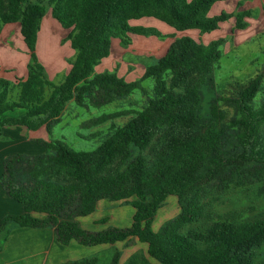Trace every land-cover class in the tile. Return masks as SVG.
Listing matches in <instances>:
<instances>
[{
    "label": "trees",
    "instance_id": "obj_1",
    "mask_svg": "<svg viewBox=\"0 0 264 264\" xmlns=\"http://www.w3.org/2000/svg\"><path fill=\"white\" fill-rule=\"evenodd\" d=\"M220 1L0 0V34L6 25L19 24L30 57L27 78L17 87L0 78V140L8 126L50 132L70 102L102 108L136 91L145 99L139 110L92 121L102 124L123 114L134 115L124 126L101 131L106 139L94 151L76 152L63 141L34 139L43 153L5 158L2 187L24 213L0 220V251L15 228L54 229L62 246H109L113 252L108 264H121L118 243L147 245V256L135 254L127 264H264L257 255L264 245V212L247 220L231 216L201 230L182 232L204 216L210 189L225 192L264 177V102L254 106L263 76L240 86L233 97L214 96L207 109L208 94L216 95L215 70L225 41L204 44L176 35L192 30L208 34L233 17V32L246 29L249 12L209 16ZM48 14L70 30L68 40L75 51L60 84L48 78L37 56L38 35ZM142 19L157 20L176 32L163 35L155 27L131 25ZM131 34L173 41L141 80L128 82L115 73H96V67L110 57L113 42L127 48ZM149 79L153 85L147 88L144 82ZM15 88L17 99L12 100ZM220 102L232 105L236 117L226 121ZM16 110L23 114L7 116ZM148 150L151 158L144 155ZM259 194L264 196V186ZM172 196L180 212L155 232L157 213ZM104 200L130 204L132 226L83 229L78 220L94 214ZM106 223L103 219L98 224ZM99 263V255H94L62 264Z\"/></svg>",
    "mask_w": 264,
    "mask_h": 264
},
{
    "label": "rangeland",
    "instance_id": "obj_2",
    "mask_svg": "<svg viewBox=\"0 0 264 264\" xmlns=\"http://www.w3.org/2000/svg\"><path fill=\"white\" fill-rule=\"evenodd\" d=\"M210 11L212 17L222 12L228 13L227 9L221 12L217 6H213ZM253 15L256 18L258 15L257 11ZM42 22L38 35L37 56L40 63L44 66L48 78L54 84H60L64 80L65 75L70 71V63L75 56V51L68 40L70 30L63 29L56 20L51 16L48 17V15ZM131 25L144 27L157 26L156 29L163 35H172L167 25L159 27L151 19L131 22ZM231 25L234 24H230L228 21L225 25L220 26L217 31L208 34H201L199 31H191L187 34L205 44L211 42L212 39H223L225 41L221 47L222 57L216 65L215 70L216 95L208 94L206 101L207 109L209 101L214 96L233 97L240 86L247 84L258 75H262L263 80L261 89L254 100V106L258 108L264 102V23L258 24L257 22L253 27L250 24L244 30H237L236 32L240 34L233 37L230 35L232 33ZM19 30L20 26L14 24L0 36L5 38L4 43H8L11 48L15 49V66L18 78L13 83L14 87H17L19 82L25 80L28 75V68L24 63L25 56L23 49L25 44ZM9 34H11V37ZM130 38L131 45L127 48H123L118 40L114 41L113 53L96 67V73L111 72L127 81L141 80L146 68L154 65L159 57L166 53V50L173 41V39L168 37L160 39L135 34H131ZM246 38H249V40ZM144 85L150 88L153 85V80H146ZM18 90V88L14 89L10 99H17ZM144 100L141 93L136 91L131 97L117 99L112 104L102 108L92 106L79 107L74 102H70L61 116V120L51 127L50 132L43 129L32 134L36 139L63 141L76 152H91L97 149L106 139V133H100L101 131H106L111 125L124 126L134 115L123 114L102 124H94L92 121L105 114L111 115L125 110H139L145 104ZM220 110L224 113L228 122L236 117L235 108L228 103L220 102ZM21 113V110H16L13 113H8L7 116L18 117ZM89 122L91 123L89 124ZM15 129V127L9 126L5 128L6 138L2 140L10 147L8 152H26L27 154L32 153L34 155L41 153L42 148L37 145L23 147L24 145L19 146L17 144L15 147H11V143L13 142L11 140H13ZM22 138L15 135V142ZM135 154H138V151ZM144 155L151 158L149 150L144 152ZM3 171V163H0V179H2ZM262 186H264V177L249 186L232 188L225 192L217 190L215 187L214 189H210L209 196L205 199L206 211L204 216L195 223L187 225L182 232L186 233L191 229L201 230L215 221L228 219L231 216L236 217L238 220H247L264 212V196L259 194V189ZM15 203V205L20 206L19 203ZM179 212L180 208L177 198L174 196L169 197L166 204L157 213L153 227L154 231L158 232L167 221L176 218ZM14 214L18 215V212L15 211ZM133 216L134 209L130 204H109V202L104 200L101 201L99 208L97 207L94 214L86 217L87 219H80V221L82 222L81 227L87 230L88 228L104 230L112 226L130 228L133 223ZM91 219H107V223L104 225H93ZM115 247L122 251L121 264H127L129 259L135 254L147 255V245L145 244L135 243L126 245V243H118ZM96 251H98L96 252V256L99 255L100 258L99 264H108L113 251L110 249L105 250L104 248H97ZM257 255L258 261L264 259V245L259 249Z\"/></svg>",
    "mask_w": 264,
    "mask_h": 264
},
{
    "label": "crops",
    "instance_id": "obj_3",
    "mask_svg": "<svg viewBox=\"0 0 264 264\" xmlns=\"http://www.w3.org/2000/svg\"><path fill=\"white\" fill-rule=\"evenodd\" d=\"M214 6H217L221 12L223 10L226 11L227 9V12L229 14H236L239 12H249L251 14V17L246 18L245 22L248 25L251 24V27H253L254 24L257 22L258 24L264 23V20H263L264 19V0H223V1L217 2ZM256 11L258 15L256 18H254L253 13ZM210 14H211V11L209 12V16L212 17ZM49 16L51 15L48 14V17ZM151 20L156 22V24H158L159 27H161L162 25H165L157 20H154V19H151ZM132 22H137V21H132ZM227 22H224V23L226 24ZM229 22L230 24L231 23L234 24L230 26L232 27L231 28L232 33L230 35L232 37L238 36L240 33H237L236 31L233 32V29L236 24L235 17L231 18ZM224 23L220 24V26L225 25ZM12 25L14 24L6 25L3 28V31L0 34V36H2L6 32V30H9L12 27ZM15 25H19V24H15ZM156 27L157 26H155V28ZM170 30H171L170 34H174L176 32L172 28H170ZM192 31H195V30H192ZM188 32H191V31L179 32V33H176V35L177 37L188 36L187 35ZM9 35L11 37V34ZM1 38L2 40H0V78H3L12 83H15V79L18 78L16 74V66H15V60H16L15 49L11 48L8 43H4L5 38L0 37V39ZM246 39L249 40V38H246ZM214 40H217V39H214ZM214 40L212 39V41ZM113 51H114V42H113L111 53H113ZM23 52L25 56L24 63L27 67L30 57H29L28 49L26 45L23 49ZM27 74H28V71H27ZM128 82H133V81L128 80ZM22 114L23 112L21 113V115ZM14 127L16 129L14 131L15 133L13 134V140H11L13 141L11 143L12 144L11 147L13 146L15 147L17 144L19 146L24 145L23 147H26L27 145L28 146L37 145L33 143V140L36 138L33 136L32 133H35V132L29 131L26 128L21 127V126H14ZM5 128H4V133H3L4 134L3 140L6 138ZM43 129L45 128H42L40 130H43ZM15 135H17L19 138L23 137L24 139L22 138L23 140L19 139V141L15 142ZM3 140L2 139L0 140V163H4L5 158L12 154H17V153L27 154L26 152H17V153L8 152L10 147L8 146V144L4 143ZM23 147L21 148L25 149ZM21 151H25V150H21ZM43 152L44 150L41 149V153ZM1 182H2V179H0V220H2L5 216L9 214L15 215L14 214L15 211L18 212V215L23 214L24 213L23 206L21 204H19L20 206L15 205L16 201L11 199L6 194V192L4 191L2 187ZM100 204L101 202L98 204V208ZM104 204H108V203H104ZM109 204H114V203L109 202ZM81 219H84V218H81ZM95 220L91 219V221L93 222V225H99L98 223L103 219H95ZM78 222L80 226H82V222L80 221V219L78 220ZM115 227H119V226H115ZM88 230L101 231V230H94V228H88ZM98 248H101V249L104 248L105 250L110 249L109 246L98 247ZM96 249L97 248L82 247L76 243H72L70 246H62L57 241V236H56V232L54 229L15 228L14 230H12V232L8 236L7 241L5 242V244L3 245L0 251V264H62L69 260H77V259H81L85 257H90L91 255L94 256L96 255V252H98L96 251Z\"/></svg>",
    "mask_w": 264,
    "mask_h": 264
}]
</instances>
